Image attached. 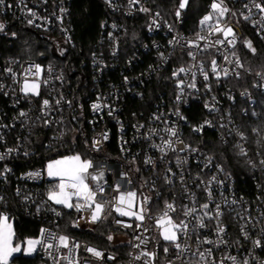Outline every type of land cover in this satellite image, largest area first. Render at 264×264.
<instances>
[{"label":"built area","instance_id":"built-area-1","mask_svg":"<svg viewBox=\"0 0 264 264\" xmlns=\"http://www.w3.org/2000/svg\"><path fill=\"white\" fill-rule=\"evenodd\" d=\"M151 1L99 0L105 11L101 35L89 73L74 85L63 67L0 57V215L13 222L21 212L42 225L36 254L43 264H264V246L254 244L264 245V155L250 149L241 130V120L254 115L253 94L264 93V75L242 71L239 59L248 31L264 43V12L256 7L264 0L214 1L192 31L183 29L185 8L166 20ZM71 2L4 0L0 33L15 24L29 28L62 57L74 46ZM213 3L228 11L221 16ZM205 16L211 19L201 23ZM168 68L173 79L163 95L128 107L131 100L143 101L147 83ZM26 80L39 84V94L22 91ZM214 139L246 163L249 185L214 153ZM34 140L45 146L46 159L17 172L22 159L36 157ZM77 155L93 165L86 183L104 206L95 222V204L78 211L75 205L85 201L75 196L71 208L49 199L60 179L48 175V165ZM101 172L98 181L91 179ZM128 192L136 194L131 209L118 203ZM117 207L136 215H121ZM165 212L187 226L174 229V242L164 240L157 223ZM106 224L108 248H92L66 231L90 233Z\"/></svg>","mask_w":264,"mask_h":264},{"label":"trees","instance_id":"trees-1","mask_svg":"<svg viewBox=\"0 0 264 264\" xmlns=\"http://www.w3.org/2000/svg\"><path fill=\"white\" fill-rule=\"evenodd\" d=\"M217 0H187L185 6L184 30H195L197 22L208 10L212 2ZM181 0H152L151 6L166 20H172L174 11L179 8ZM72 10L71 24L73 25L74 46L69 49L67 54L60 57L52 51V43L49 39L39 36L29 28H23L18 25H12L0 33V57L5 60H35L40 64L52 63L56 66L66 69L69 80L74 85L78 82L79 75L89 73L87 66L91 51L95 48L101 35V21L105 18V11L99 0H72L70 4ZM131 22V21H130ZM130 22L129 25L131 24ZM10 38V36H13ZM248 39L253 47L248 45L242 47L239 54L241 70L248 71L251 74L264 75V43L254 37V32L248 31ZM134 38L129 37V40ZM134 42L132 41L131 44ZM254 49V51H253ZM244 78V77H243ZM169 68L156 75V78L145 87V96L143 101L131 100L129 106H143L144 100H153L164 94V91L171 87ZM246 79V78H245ZM245 87V86H244ZM74 89V88H73ZM255 103L253 105L254 115H248L241 120V130L245 134L250 144L251 150H258L264 155V93L256 92L253 94ZM146 105H149L146 103ZM248 107L247 104H244ZM197 118H192L195 121ZM211 135V134H209ZM36 136V134L34 135ZM216 141V139H214ZM34 149H37L36 157L28 160L22 159L15 168L16 171H24L29 168L41 165L46 159V151L43 143L34 140L32 143ZM70 144L67 146L69 147ZM212 150L218 157H225V166L236 176H242L246 184L251 183L247 177L246 163L238 160L231 147L223 146L219 142H213ZM243 184V181H240ZM67 218V217H66ZM66 221V220H65ZM14 229V239L24 240L26 238L36 239L40 227L38 222H33L23 214L18 213L12 222ZM67 227L68 223H65ZM62 227V226H61ZM60 228V226H59ZM57 228V229H59ZM61 230V229H60ZM68 233L74 236L77 241L86 242L90 247L97 249L108 248L106 236L110 233L109 226L102 225L94 231L76 232L74 229H66ZM125 252V249L122 250ZM15 264H43L38 255L33 257H18L11 260Z\"/></svg>","mask_w":264,"mask_h":264},{"label":"snow or ice","instance_id":"snow-or-ice-1","mask_svg":"<svg viewBox=\"0 0 264 264\" xmlns=\"http://www.w3.org/2000/svg\"><path fill=\"white\" fill-rule=\"evenodd\" d=\"M130 3H136L137 0H129ZM4 0H0V4H3ZM187 4V0H181L179 4V8L183 9L185 8ZM257 8H259L262 12H264V7L261 5L257 4ZM212 8L214 10H219L220 15L223 16L225 12L228 11V9L223 8L221 4L213 3ZM142 11H148V9H141ZM177 16L180 15V12L177 11L176 13ZM247 19V17H245ZM210 16H205L204 20L201 21V23H204L208 20H210ZM4 25L0 24V30H3ZM217 32L224 31L223 29L217 28ZM232 33V29H227L226 34ZM15 35V34H13ZM216 43H223V41L217 40ZM248 47L251 48V43L248 42ZM254 51V49H253ZM213 63V72L216 71L215 68V61ZM36 74L38 75L39 72L41 71L40 66L36 65ZM8 71H11L10 69ZM29 73H31V68L27 70ZM181 72L184 71L183 68L180 69ZM224 74L225 76L228 75V70L224 69ZM207 75H205V79H207ZM191 87H194L195 85H190ZM39 89V84L36 82L29 83L27 80L24 83L22 91L25 93L32 92L34 94H39L38 93ZM48 101H44V105H48ZM94 110L99 108V105H93ZM23 115V113H21ZM171 134L174 136L176 135L175 130H170ZM106 139V136H105ZM0 159H3L2 156H0ZM264 163V161H262ZM92 162L87 161V160H81L80 156H74V157H68L65 158L64 160H57L53 161L48 165V175L52 177H58L60 179V183L57 185L58 191H51L49 193V199L53 200L57 204H63L66 207H73L74 205L70 203L72 200L73 196L76 197L77 200H83L85 201V204L82 206L81 204L77 203L75 207L77 210H81L82 207H89L91 208L93 204H95V209L92 212V221L95 222L100 218V213L103 211V205L100 203H95V197H96V192L93 191L88 183H86V180L88 179L89 172L88 170L92 168ZM31 175V174H30ZM103 176V173H99L98 175H91V179L93 181H98L101 177ZM119 184L117 185V191L119 190ZM97 188L99 189L100 193H103L104 189L99 186L97 183ZM73 191H69V190ZM135 192H128L127 194L121 193L119 198H118V203L124 204L125 202L128 205V208L131 209L133 206V200L135 198ZM167 207L169 209L175 210L173 208L172 204H168ZM218 207V206H217ZM203 208H208L207 204L203 205ZM116 211L120 212L121 215H136L134 212L128 211L125 212L121 208L117 207ZM186 215L188 213H185ZM7 216L0 215V264H8V258L12 255L13 252L20 251V248L13 247L12 246V237H13V232L11 225L7 223ZM137 219L143 220L144 217L143 215L137 216ZM157 223L163 228V238L166 241H176L177 240V233L174 231V229L180 228V227H187L186 225L181 222L180 225L174 224L171 220L170 217L167 216V212L164 213V216L161 217ZM203 226V225H201ZM222 231V229H221ZM111 239V237H109ZM59 242L60 245L63 247H68V238L66 236H60L59 237ZM40 243L38 240H29L28 244L30 246V250H34V246L36 244ZM254 244L257 247L264 246L261 243V240H255ZM49 248L52 247L51 244L48 245ZM176 247H179L177 244ZM89 252H92L95 256L100 257L102 254L99 251H96L95 249H88ZM167 251V249H165ZM210 253V250H209ZM201 256L203 257V254L201 253ZM231 259L235 260L234 257H231ZM247 264V262H245Z\"/></svg>","mask_w":264,"mask_h":264},{"label":"rangeland","instance_id":"rangeland-1","mask_svg":"<svg viewBox=\"0 0 264 264\" xmlns=\"http://www.w3.org/2000/svg\"><path fill=\"white\" fill-rule=\"evenodd\" d=\"M24 86V85H23ZM27 94H34L32 92H28ZM7 223L11 225L12 228V232H13V237H12V246L13 247H19L20 251H16L13 252L12 255L8 258V262L11 261L14 258H18V257H33L34 255H36V249H37V245L36 244L34 246V250H30V246L28 244L29 240H38V238L34 239V238H26L24 240H15L14 239V229H13V225H12V221H8ZM39 241V240H38Z\"/></svg>","mask_w":264,"mask_h":264}]
</instances>
